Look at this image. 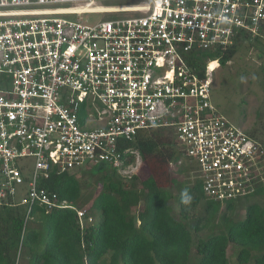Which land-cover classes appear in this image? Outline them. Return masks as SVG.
<instances>
[{
	"label": "built area",
	"instance_id": "2783aa9c",
	"mask_svg": "<svg viewBox=\"0 0 264 264\" xmlns=\"http://www.w3.org/2000/svg\"><path fill=\"white\" fill-rule=\"evenodd\" d=\"M112 2L124 5L102 6ZM256 38L264 0H0V208L23 209L22 233L35 208L72 209L84 231L87 209L41 182L100 165L125 172L138 154L124 144L157 129L206 199L264 188V145L212 101L218 60L203 76L187 60Z\"/></svg>",
	"mask_w": 264,
	"mask_h": 264
},
{
	"label": "trees",
	"instance_id": "16d2710c",
	"mask_svg": "<svg viewBox=\"0 0 264 264\" xmlns=\"http://www.w3.org/2000/svg\"><path fill=\"white\" fill-rule=\"evenodd\" d=\"M248 40L260 42L259 38ZM240 42L223 52L192 53L188 63L203 76L207 61L218 60L220 67L226 66ZM124 147L137 152L147 168L144 178L131 175L127 180L110 166L100 165L63 174L54 171L41 182L60 200L78 208L88 206L87 215L94 221L82 232L72 209L45 214L35 208L22 233L23 209L0 208V264H231L230 245L235 247L237 264H264V209L260 204H250L239 223H230L225 215L233 202L226 203L219 215L220 203L206 199L200 181L189 177L191 166L177 165L179 155L170 131L143 132ZM134 161L130 156L123 168ZM182 174L187 179H179ZM86 175L94 179L93 184L86 182ZM185 193L192 208L205 202L206 216L189 226ZM256 195H264L261 184L251 196ZM176 206L181 219L173 215ZM203 229L208 230L205 237L200 236Z\"/></svg>",
	"mask_w": 264,
	"mask_h": 264
},
{
	"label": "rangeland",
	"instance_id": "374dc122",
	"mask_svg": "<svg viewBox=\"0 0 264 264\" xmlns=\"http://www.w3.org/2000/svg\"><path fill=\"white\" fill-rule=\"evenodd\" d=\"M102 6H120V2L102 3ZM66 19L73 20L74 17L67 16ZM109 15L87 14L82 16L83 21L94 24L101 20L109 19ZM254 43V44H252ZM264 39L260 42H250L245 40L240 42L233 58L224 67H216L212 79V101L227 120L236 127H240L248 135L254 137L264 144ZM135 157V155H134ZM107 167V166H106ZM121 177L127 178L130 175H137L144 178L147 175L146 166L135 157L133 166L125 172L118 173ZM189 177L191 176L188 173ZM178 177V175H177ZM179 179H187V175L182 174ZM86 182L93 184L89 175L85 176ZM92 188H94L92 186ZM100 188V187H99ZM94 190V189H93ZM95 193L98 191L96 188ZM177 192L174 191V194ZM258 203L264 209V195L250 196L233 203L232 209L225 215L230 223L242 222L246 208L250 204ZM84 208H88L85 206ZM185 215H187V225L197 222L199 218L206 216L205 202L201 201L195 208L190 207L189 202L185 203ZM225 205H221L219 215L224 212ZM173 213L175 218L181 219L177 206ZM138 209H134L137 213ZM217 218L214 220V224ZM202 224V223H201ZM211 224V223H210ZM212 226L210 225V228ZM215 231V227L213 226ZM208 235V230L200 232L201 237ZM231 264L235 261V247L230 245L227 251Z\"/></svg>",
	"mask_w": 264,
	"mask_h": 264
},
{
	"label": "clouds",
	"instance_id": "9594fccd",
	"mask_svg": "<svg viewBox=\"0 0 264 264\" xmlns=\"http://www.w3.org/2000/svg\"><path fill=\"white\" fill-rule=\"evenodd\" d=\"M190 197L189 196H187V194L185 193L184 194V203H188L189 201H190Z\"/></svg>",
	"mask_w": 264,
	"mask_h": 264
},
{
	"label": "bare ground",
	"instance_id": "6f19581e",
	"mask_svg": "<svg viewBox=\"0 0 264 264\" xmlns=\"http://www.w3.org/2000/svg\"><path fill=\"white\" fill-rule=\"evenodd\" d=\"M217 66H216V64L215 63H212L211 64V69H215Z\"/></svg>",
	"mask_w": 264,
	"mask_h": 264
}]
</instances>
